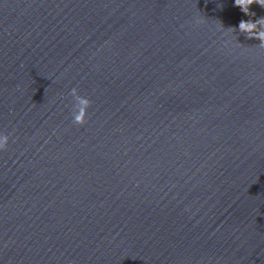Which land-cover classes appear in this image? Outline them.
I'll use <instances>...</instances> for the list:
<instances>
[{"label": "water", "instance_id": "obj_1", "mask_svg": "<svg viewBox=\"0 0 264 264\" xmlns=\"http://www.w3.org/2000/svg\"><path fill=\"white\" fill-rule=\"evenodd\" d=\"M259 19L0 0V264H264V44L239 31Z\"/></svg>", "mask_w": 264, "mask_h": 264}, {"label": "clouds", "instance_id": "obj_2", "mask_svg": "<svg viewBox=\"0 0 264 264\" xmlns=\"http://www.w3.org/2000/svg\"><path fill=\"white\" fill-rule=\"evenodd\" d=\"M253 3H257L264 7V0H235V5L245 14H249V8ZM218 28L223 32L225 31L222 25ZM239 31L246 33L249 38L260 40V44H264V19H259L255 22L241 21L239 23ZM71 96L75 101L73 106V122L75 124L83 125L86 121L91 101L87 97L81 96L75 88L72 89ZM8 144L9 135L0 132V151L5 150Z\"/></svg>", "mask_w": 264, "mask_h": 264}]
</instances>
